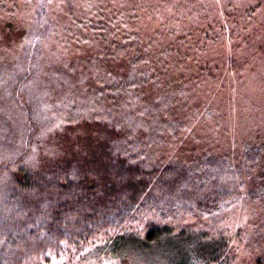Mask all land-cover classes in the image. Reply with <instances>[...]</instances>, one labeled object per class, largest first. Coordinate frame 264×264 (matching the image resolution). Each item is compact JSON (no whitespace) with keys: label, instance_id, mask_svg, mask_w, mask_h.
Segmentation results:
<instances>
[{"label":"trees","instance_id":"trees-1","mask_svg":"<svg viewBox=\"0 0 264 264\" xmlns=\"http://www.w3.org/2000/svg\"><path fill=\"white\" fill-rule=\"evenodd\" d=\"M102 1L20 0V22L0 24V264L86 247L264 264V133L237 122L261 101L228 87V8L124 0V16ZM138 9V30L122 33ZM172 72L178 85L164 90ZM167 103L190 115L161 119Z\"/></svg>","mask_w":264,"mask_h":264},{"label":"rangeland","instance_id":"rangeland-1","mask_svg":"<svg viewBox=\"0 0 264 264\" xmlns=\"http://www.w3.org/2000/svg\"><path fill=\"white\" fill-rule=\"evenodd\" d=\"M4 1L8 2L9 0ZM110 1L111 0H104L100 2L99 9L103 12L115 9L120 15L125 12L124 16H129L132 14L131 12L134 8L133 3H126L124 0H113V2ZM223 4H225L228 8V12L230 13L229 25L234 29V38H232V40H230L228 43L232 49V51H230L231 55L229 59L230 63L228 64L229 67L226 72L228 77H230L228 87H233V90H238V92H242L246 88L250 92L249 95L251 96V100L254 101V99L256 100V98H258L261 101L258 103L259 107L257 111L262 115H259L258 112H247L244 114V117L238 118V129H240V132L244 131L245 129L252 131L256 130V132H258V137H260L264 133V95L259 89V87L262 88L260 85V79L264 78V0H221L220 6L223 7ZM9 5V7L6 6L4 8H2L0 5V24L2 25L5 23V21H7L10 26H15L20 22L19 10H21L22 5L20 0H10ZM142 12L143 14L145 13V11ZM151 13L152 12H149L147 15H151ZM141 17L142 13L139 12L133 17L131 21L128 20V18L125 19L126 22L131 24L129 27L126 25L122 26V33L124 32L128 34L133 31L136 32L138 29L135 27V25L136 22H139ZM1 25L0 47H4L5 43L9 41L10 38L7 36L9 35L8 32H6V36L3 35V29ZM88 30L89 28H87V31ZM129 36L131 35L125 36L126 40L124 39V41H121V43H129ZM109 43L110 41H107L106 44ZM166 43L170 42L166 41ZM11 46L12 44L8 42L7 47L9 48ZM0 59L4 60V55L1 56ZM118 59L119 56H115L113 57L112 62H115L116 65ZM169 69V71L174 70V68L171 66H169ZM192 69L196 71V66L192 65ZM173 72L172 76L168 77V82H163L164 90H168L169 86L175 87L178 85L177 77L176 75H173ZM199 73L200 77L203 78L204 74L201 73L204 72ZM253 85H256L257 87ZM215 92L217 93L216 96L221 97V95L226 92L225 85L215 88ZM200 93L203 95L205 92ZM205 95L202 97L203 99H205ZM197 102L198 100L196 101V104ZM251 103L252 101H249V104ZM209 104L213 105L214 103L209 102ZM172 106L174 108H172ZM172 106L170 104L168 105L167 103L164 109L161 108L160 110L158 106H155L153 107V110H160L157 114L161 117V119L166 118L167 120L168 118L176 117L184 120L190 115V112H188L189 110L186 108L184 110L179 109L174 103H172ZM53 256L54 258H52L51 264H166L165 258H163L164 261L161 263L160 260L155 261L157 258H152L149 260L148 257L138 256L134 253L127 255V257L120 260L116 257L110 256L107 252H100L99 250H94L90 247L82 249L76 253V255H74L73 251L68 250L65 255L59 254L58 256ZM256 257H258V254H255L253 258L255 259ZM35 258H37L36 255L33 256V259ZM245 260L251 261L252 257L247 256ZM37 261L38 260L31 261L29 264H38Z\"/></svg>","mask_w":264,"mask_h":264}]
</instances>
